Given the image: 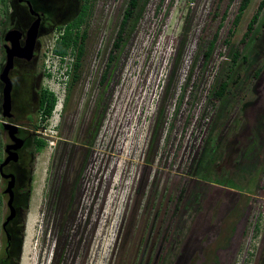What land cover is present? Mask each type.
<instances>
[{
	"label": "rangeland",
	"instance_id": "1",
	"mask_svg": "<svg viewBox=\"0 0 264 264\" xmlns=\"http://www.w3.org/2000/svg\"><path fill=\"white\" fill-rule=\"evenodd\" d=\"M27 1L45 17L34 59L10 73L12 120L2 116L0 82V166L11 143L4 122L26 141L23 162L5 170L21 199L6 230L0 175V264H264V11L241 43L263 0L237 26L242 0H143L104 84L129 0L92 2L75 83L66 72L75 56L60 64L52 49L82 2ZM19 5L0 2L2 37L30 28ZM237 48L248 58L231 77L241 81L212 102ZM41 88L57 96L62 118L42 121Z\"/></svg>",
	"mask_w": 264,
	"mask_h": 264
},
{
	"label": "trees",
	"instance_id": "2",
	"mask_svg": "<svg viewBox=\"0 0 264 264\" xmlns=\"http://www.w3.org/2000/svg\"><path fill=\"white\" fill-rule=\"evenodd\" d=\"M80 1L82 2L80 13L68 24L64 26H59L57 28L61 34L55 40V44L52 49L53 55L60 57L62 63L67 59V57L75 56L73 64L69 66V70L66 71L67 75H69L72 71L73 83H75L78 80V72L81 69V63L85 53V42L87 39L86 38L87 31L86 30L81 31V28L83 25L86 24V20L89 17L92 2L96 0H80ZM142 1L143 0H129L128 2L127 8L124 12L123 19L120 24L119 31L117 33L116 39L113 44V48L110 53L107 70L105 71L103 78L101 80L102 84H104L108 80L109 72L117 59L116 53L121 51L123 44L125 42L126 35L132 26V22L137 17L138 10L142 4ZM0 2L4 6H6L7 4V0H0ZM251 2L252 0H242L239 8V13L237 14L234 21L235 26H237L240 23L244 12L248 9ZM21 4L19 6L26 7L25 5H21ZM26 8L28 14L34 17L30 13L29 7L27 6ZM218 8L219 5H217V9ZM33 10L37 14L43 13V11L35 10L34 7ZM263 11H264V0L260 3L257 13L252 17L251 21L247 26V32L245 33L241 41L243 45L249 43L247 41L248 40L250 41V37L255 32L257 25L260 23V17ZM214 15L216 16L217 12ZM226 16H227V12H225V14L223 15V19H225ZM6 21H7L6 15L5 16L0 15V63L2 62V58H3L2 55L3 51L1 49V44L2 42H5L4 36L2 37V26L5 25ZM261 25H262V29H264V20L262 21ZM218 31L215 33L213 40L209 43L208 48L205 52L206 60L207 59L209 60L212 55V52L215 47V43L218 40ZM241 50L242 49L237 48V50L234 52L232 56L231 68L229 69V72L225 75V77L222 78V80L219 82V84L214 88L213 92L211 93L209 99L212 102H220L224 100L228 95L232 94L233 92L232 89L230 88L231 84L237 85L240 83L242 76H238L234 80H232L231 77L234 75L235 73L234 70L236 69V66L239 64V61H243L245 63L248 62L247 56L245 54L243 55ZM260 73H261V69L257 70V72L254 74L255 78L259 77ZM57 102H58L57 97L52 92L45 90L43 94H41L39 101V107H40L39 111L42 115V121H46L52 117ZM2 125L4 127V123ZM33 144L38 148V150H42L46 145L44 141L37 140V138L33 140ZM4 263L5 262H3V264Z\"/></svg>",
	"mask_w": 264,
	"mask_h": 264
},
{
	"label": "water",
	"instance_id": "3",
	"mask_svg": "<svg viewBox=\"0 0 264 264\" xmlns=\"http://www.w3.org/2000/svg\"><path fill=\"white\" fill-rule=\"evenodd\" d=\"M19 2H23V0H19ZM27 5L30 9V13L36 18V20L31 24L30 28L24 34L20 30H11L7 32L4 37V41L7 43L5 45V55H6V63L0 74V82L3 84L2 91V110H3V118L11 119L13 117L12 114V91H13V82L10 78V73L15 67L16 60H25L27 62H31L34 59L36 44L39 38V34L41 31V23L42 16L35 13L32 7L31 2H27ZM25 35V38H24ZM24 39V44L22 45V41ZM4 128L7 132H9V136L11 141L14 142V145L9 146L7 148V154L9 155L4 164L0 168V172L2 173V169L4 166L9 164L10 162H17L19 159V155L17 153L23 145L24 141L17 138V134L19 128L17 126L11 125L9 123H4ZM13 182H11L7 192L10 194L11 199L9 202V207L11 209V216L7 219V223L13 219L15 216V210L12 207L13 195L11 189L13 187ZM6 226V223L4 227Z\"/></svg>",
	"mask_w": 264,
	"mask_h": 264
},
{
	"label": "flooded vegetation",
	"instance_id": "4",
	"mask_svg": "<svg viewBox=\"0 0 264 264\" xmlns=\"http://www.w3.org/2000/svg\"><path fill=\"white\" fill-rule=\"evenodd\" d=\"M18 2H19V0H18ZM23 2L24 3H22L21 4V2H19V4H21V5H25L26 7L28 6L27 5V0H23ZM27 9V8H26ZM39 15H41L42 16V23H41V27H42V24H43V21H44V17H45V14H44V11H43V13H41V14H39ZM31 18H32V23L36 20V18L35 17H32L31 16ZM31 23V24H32ZM25 36V35H24ZM17 61V60H16ZM15 61V62H16ZM19 61H25V60H19ZM25 62H27V61H25ZM28 63H30V62H28ZM14 85V84H13ZM45 90H48V89H46V88H41V90H40V92H39V101H40V96H41V94H43V92L45 91ZM49 92H51L50 90H48ZM66 99L64 100V102H63V108H64V106H65V104H66V100H67V97H65ZM64 113V112H63ZM60 118H62L64 115L62 114V112H61V114H60ZM13 117H14V115H13ZM13 117L11 118V119H8V120H12L13 119ZM18 127V126H17ZM19 128V131L21 130V128L22 127H18ZM19 131H18V134H19ZM18 134H17V138H19V139H22V138H20L19 136H18ZM23 140V139H22ZM25 141V140H24ZM8 146H12V145H14L13 144V142L11 141V143L10 144H7ZM25 147H26V141L24 142V145H23V148L22 149H25ZM22 149H20V150H18L17 151V153H18V155H19V159H18V161L17 162H10L9 164H7L6 166H4L3 167V169H2V173L0 172V175H1V177H2V179H3V182L5 183V193H7L8 194V197H9V200L11 199V196H10V194L7 192V190H8V188H9V186H10V184H11V182H13L12 184H13V187H12V189H11V192H12V195H13V200H12V207L14 208V210H15V216L13 217V219L11 220V221H9L8 223H7V220H6V226L5 227H3L4 228V230H6L10 225V223L11 222H14V221H16V218L18 217V211L20 210V206H19V204H18V201L20 200L21 201V199H20V197L16 194V191H17V186H18V180H17V175H14L15 173H6L5 172V170H7L11 165H14V164H20V163H22L23 161H22V159H21V151H22ZM8 156L9 155H7L6 154V156H5V158H4V162L6 161V159L8 158ZM4 162L2 163V165L4 164ZM1 165V166H2ZM1 166H0V168H1ZM20 203V202H19ZM10 208V207H9ZM5 225V224H4ZM9 225V226H8ZM8 226V227H7ZM12 245L13 244H10L9 243V247L7 246V248L5 249V254H6V256L8 257L7 259V262H9L10 260L9 259H11L12 258V255H11V247H12ZM15 248V247H14Z\"/></svg>",
	"mask_w": 264,
	"mask_h": 264
},
{
	"label": "clouds",
	"instance_id": "5",
	"mask_svg": "<svg viewBox=\"0 0 264 264\" xmlns=\"http://www.w3.org/2000/svg\"><path fill=\"white\" fill-rule=\"evenodd\" d=\"M62 68V67H61ZM53 93V92H52ZM54 94V93H53ZM56 96V95H55ZM57 97V96H56ZM58 100V99H57ZM59 102V101H58ZM58 102H57V105H56V108H55V110H54V112H53V115H58L59 113L61 114V111H59L58 112V110H57V108H58ZM60 104H62V108H63V100H60ZM62 110V109H61ZM53 115H52V117H53ZM4 123H7V122H4Z\"/></svg>",
	"mask_w": 264,
	"mask_h": 264
},
{
	"label": "built area",
	"instance_id": "6",
	"mask_svg": "<svg viewBox=\"0 0 264 264\" xmlns=\"http://www.w3.org/2000/svg\"><path fill=\"white\" fill-rule=\"evenodd\" d=\"M52 55H53V53H52ZM53 58H55L60 64L62 63L60 57H57V56H54V55H53ZM67 66H68V65H67ZM67 66H66V71H67ZM60 67H62V65H61ZM59 69L61 70V68H59Z\"/></svg>",
	"mask_w": 264,
	"mask_h": 264
},
{
	"label": "bare ground",
	"instance_id": "7",
	"mask_svg": "<svg viewBox=\"0 0 264 264\" xmlns=\"http://www.w3.org/2000/svg\"><path fill=\"white\" fill-rule=\"evenodd\" d=\"M5 58V57H4ZM107 264V263H106Z\"/></svg>",
	"mask_w": 264,
	"mask_h": 264
}]
</instances>
